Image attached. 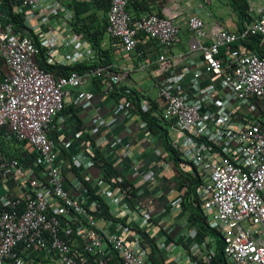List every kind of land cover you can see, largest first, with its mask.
Wrapping results in <instances>:
<instances>
[{
  "label": "built area",
  "instance_id": "built-area-1",
  "mask_svg": "<svg viewBox=\"0 0 264 264\" xmlns=\"http://www.w3.org/2000/svg\"><path fill=\"white\" fill-rule=\"evenodd\" d=\"M69 1L19 0L15 12L23 15V24L36 42L0 21L4 66H0V132L8 127L12 137L27 144L40 169L39 176L23 173L16 179L18 192L0 196V264H154L148 257V239L155 240L158 264H171L165 257L172 253H179L175 264H211L213 240L198 239L194 227L180 232L175 242L167 241L174 219L183 211L184 188L177 194L163 189L154 171L142 172L130 159L132 178L137 179L135 194L130 188L102 187L105 178L110 182L121 178H108L105 169L97 177L88 174L95 152L91 144L78 146L82 150L70 158L61 151L78 143L86 131L62 143L50 137L68 104L87 107L92 99L88 92L72 97V91L81 88L84 77L100 76L106 70L54 78L36 64L41 48L47 51L48 64L94 59L91 47H84L88 43L73 32L74 9ZM107 1L106 34L112 49L141 56L143 52L137 51L141 43L151 41L166 48L180 41L174 10L133 18L127 9L129 0ZM251 1L247 0L249 11ZM202 9L204 3L199 2L186 19L192 78L185 89L177 88L179 80L171 64L164 56L159 58L153 73L162 106L157 117L170 123L173 148L200 181L196 188L200 208L208 227L222 238L226 262L264 264V57L244 42L264 36V0L259 2L257 16L249 17L238 31L218 24L206 29ZM67 48L72 52L65 57L61 50ZM221 48L226 50L223 55ZM107 76L101 92L105 99H112L110 93L122 75ZM204 81L210 84L202 88ZM140 105L143 112L153 108L146 98ZM114 114L135 117L130 102L122 97ZM96 120L93 135L107 125ZM140 127L146 130L144 123ZM156 155L161 156L159 151ZM65 163L80 170L84 180L96 187L110 215L124 222L98 219V200L87 193L81 180L64 178ZM18 166L17 160H5L0 154V176ZM160 199L167 205L154 210Z\"/></svg>",
  "mask_w": 264,
  "mask_h": 264
},
{
  "label": "crops",
  "instance_id": "crops-1",
  "mask_svg": "<svg viewBox=\"0 0 264 264\" xmlns=\"http://www.w3.org/2000/svg\"><path fill=\"white\" fill-rule=\"evenodd\" d=\"M199 2L204 3L201 17L203 18L206 29L218 24L229 31H238L244 25V23L241 25V22L239 23L235 14L230 11L227 0H225L224 5H221L223 4L221 0H214L212 1L213 3H208L207 0H146V2L139 0L136 3H144V7L139 8L134 6V8H130V13L135 18L138 16L141 17L147 13L143 11L145 9L150 10V13H159L160 15H165L164 13L166 10H174L177 12L178 15L176 19L181 33L180 41L176 45L166 48L158 47L151 41H147L144 44L141 43L137 48L138 52H143L141 56H138L137 53L127 54L120 50L112 49L107 34H105L100 44L102 49L111 50L113 61L109 74L121 73L122 79L118 84L119 87L125 88L127 92L134 91L141 97V100L146 98L152 101L153 107L155 105L157 106V108L152 110V116H160L162 110L155 88L157 78L153 75L158 68L159 58L161 56L166 58V61L171 64L175 75H177L179 80L178 89H185L192 78L191 67L188 65V41L190 39V33L187 31L186 19L193 13L194 7L199 4ZM216 2L218 7L221 5L222 9H226L224 11L219 9L218 13L211 12L208 8L214 6ZM251 2L253 3L252 10L249 11L248 6L247 13L250 18H254L257 16L260 0H252ZM95 13L97 15V23L101 24L106 14L102 11H95ZM227 18H229L228 22H226ZM84 47L89 48L91 46L87 44ZM225 51L226 50L223 48L221 54L225 53ZM71 52L72 50L70 48L61 50V54L65 57H68ZM74 63L75 62H68L69 65ZM0 66L1 68L4 67L1 60ZM84 78L81 88L72 91V97H76L79 92L91 93L92 99L90 103H88L89 105L87 107L81 105L74 107L68 104L59 118L60 121H58V124L51 131L50 137L62 143L67 140H72L73 136L78 131H86V136L82 135V137L77 140L79 141V146L83 145V147L86 148L88 144H91V142L88 141L89 136L95 137L97 149L105 150L104 152L107 153L106 157L111 158L109 166L104 168L109 176H112L111 178L130 176L131 179L132 173L130 171L133 166L132 163H136L135 165L140 167L142 172H147L148 170L154 171L158 177L157 181H159V184L161 183L163 189H170L174 194H177L181 188L183 189L185 174L189 173L186 169L187 167L181 162L178 164L177 170L167 157L164 159L165 155H162L161 158L158 157L156 151L160 150V140L149 135L147 130H141L140 122L137 117L127 119L121 115L116 116L114 114L116 104L113 99H105L100 89L90 80V77ZM208 81L202 82L201 87L205 88L206 85L208 86L210 84ZM98 118L104 120L107 125L99 130L100 134H98V132L93 135L92 131L95 129V122ZM168 134L172 145L173 134L171 131H169ZM112 141L116 142L113 146L111 145ZM23 150V145L15 143L11 138L9 128H2L0 132V152L4 151L11 157L18 158L24 154V157L20 159V161L18 158H11L17 159L19 166L16 169L9 170V173H6V175L0 176V196L6 192H9L11 195L18 192L15 187V181L23 173H30L33 177L36 173V176H39L40 169L35 164L33 152L31 149L27 150V152H22ZM115 154L118 156L116 155L117 157H115ZM110 156L114 157L112 158ZM129 159L132 160V163H130L131 161ZM139 188L141 187H137V189ZM164 204L167 205V201L161 200L159 204H155L153 208L154 210L162 208L165 206ZM187 217L188 214L183 210L175 219L173 231L170 234L172 240L177 238L180 232L188 228L187 225L189 221ZM178 255L179 253H172L169 256L167 255L165 259H167L169 263L175 264Z\"/></svg>",
  "mask_w": 264,
  "mask_h": 264
},
{
  "label": "trees",
  "instance_id": "trees-1",
  "mask_svg": "<svg viewBox=\"0 0 264 264\" xmlns=\"http://www.w3.org/2000/svg\"><path fill=\"white\" fill-rule=\"evenodd\" d=\"M139 0H129L127 9L129 14L130 8L136 7H144L143 4L136 3ZM146 2V0H142ZM71 4L68 6H72L74 9V15L72 16V21L70 25L72 26L73 32L76 34L81 35L82 40L87 42L92 50H94L95 57L90 62H78L74 64H48L47 63V51L46 49H39V54L36 56L35 61L39 68L49 72L52 74L54 78H61L67 77L72 73H76L82 76H88L91 71L97 68H106V70L100 76H89L90 80L94 82L98 89H100L108 79V74L111 72V64H112V55L110 49H102L100 44L106 34V24L107 20L106 17L103 18L102 25L97 23V15L95 11H102L106 14L108 10V1H78V0H70ZM230 11L235 14L239 23L243 25L244 21L249 18L248 16V4L246 0H227ZM19 5V0H0V21L3 24L10 25L12 29L21 35H28L33 36L32 32L28 30L23 24V15L15 12L16 7ZM145 12H149L150 10H143ZM156 15L162 16L159 13ZM132 16V15H131ZM133 17V16H132ZM135 18V17H133ZM139 18V16L137 17ZM240 25V24H239ZM240 28V26H239ZM33 40L36 42V36H33ZM247 47L252 51L256 52L259 56L264 57V36L256 35L247 38L245 41ZM38 45V44H37ZM222 49H220V54L222 53ZM224 54V53H223ZM221 54V55H223ZM102 93V92H101ZM110 97L113 99L115 104H117V99L119 97L125 98L128 102H130V110L134 114L135 117L139 120L140 123L145 124V129L148 131L149 135L154 136L155 138L159 139L160 144V154L165 155L172 163L175 169L178 170V164L181 163L180 157L178 152L173 148L171 145V139L169 136V127L170 123L166 120L158 118L157 116H152V110L157 108L155 105L150 111L143 112L140 105L141 97L138 96L137 93L134 91L127 92L125 88H121L119 86H114V89L110 93ZM81 130V129H80ZM100 134V132L98 133ZM98 137V136H97ZM15 143H20L23 145L24 150L22 152H27L30 147L25 144L18 142L14 137L11 136ZM95 137L89 136L88 141L91 142V146L94 148L95 152L92 156L93 166L88 171V174L92 177H97V173L99 170L104 169L105 167L109 166L111 158H107V153L104 152L105 150L97 149V144L95 145ZM79 142L75 143L74 146H71L69 149L62 148L61 151L63 155L67 158H70L73 153L81 151L82 148L78 147ZM26 148V149H25ZM1 156L5 160H11V158H18V157H11L7 152L1 151ZM117 154H115V157ZM167 155V156H166ZM160 156V157H161ZM24 154L21 155L18 160L22 159ZM109 157V156H108ZM114 157V156H110ZM17 160V159H15ZM17 160V161H18ZM68 162V161H65ZM68 165V167L66 166ZM115 171V170H114ZM36 176V173H35ZM63 176L67 181H71L72 179L76 178L83 182L85 185V189L90 196L95 197L98 200V208L96 217L98 219H105L114 222H124V219H114L110 213L109 208L103 202L102 197L96 195V187L88 184V181L84 180L83 173L80 170L76 169L71 163H65L63 169ZM112 177V176H111ZM111 177H108L111 179ZM121 180L119 182H110L109 179H103L104 185L102 187H106L107 185L110 188L121 187L122 189H129L132 191V195L135 194V184L137 183V179H130V176L122 177L119 176ZM185 183H183V188L185 189L182 201V209L186 211L188 214L187 220L189 221L188 227H194L197 232L198 239L204 237H210L213 240V257L211 264H228L225 260L223 255V242L220 235L211 230L206 222V218L202 213L200 208L201 202L196 194V188L200 184L199 179L193 172H189L185 174ZM172 218L173 217H169ZM175 218V217H174ZM175 220V219H174ZM176 239V238H175ZM172 240L170 236H168V240L171 242H175L176 240ZM148 249H149V260L154 263L158 264L155 255V240L148 239ZM177 243H179V239H177Z\"/></svg>",
  "mask_w": 264,
  "mask_h": 264
},
{
  "label": "rangeland",
  "instance_id": "rangeland-1",
  "mask_svg": "<svg viewBox=\"0 0 264 264\" xmlns=\"http://www.w3.org/2000/svg\"><path fill=\"white\" fill-rule=\"evenodd\" d=\"M213 1H214V0H213ZM221 1L223 2V4H221V5H224L225 0H221ZM212 3H213V2H212ZM221 5L218 7L217 2H216L214 6H211V7L208 8V9H210L211 12H217V13H218V10H219V9H222ZM217 7H218V8H217ZM224 7H225V6H224ZM225 9H226V8H224V9H222V10L224 11ZM225 20H226V19H225ZM228 20H229V18H227L226 22H228ZM136 220H137V222H141V219H140L139 217H137Z\"/></svg>",
  "mask_w": 264,
  "mask_h": 264
}]
</instances>
